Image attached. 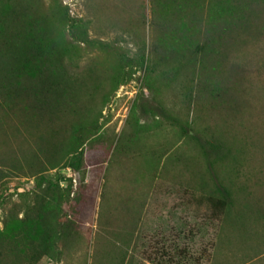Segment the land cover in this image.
<instances>
[{
    "label": "trees",
    "instance_id": "16d2710c",
    "mask_svg": "<svg viewBox=\"0 0 264 264\" xmlns=\"http://www.w3.org/2000/svg\"><path fill=\"white\" fill-rule=\"evenodd\" d=\"M149 1L156 25L167 33L156 38L148 68L163 76L157 81L176 78L187 98L193 95L195 115L201 117L192 121L163 101L159 106L160 116L208 163L209 179L192 175L193 200L209 205L214 218L233 222L234 228L245 226L250 216L264 211V70L258 75L262 86H247L244 103L241 94L221 96L232 84L230 77L247 81L248 72L260 73L264 0ZM68 28L79 42L102 44L89 37L88 23L72 18L60 0H0V147L7 151L0 154V184L6 176L2 164L18 167L11 134L25 129L40 138L39 151L24 154L26 165L20 167L25 176L36 177V189L8 210L0 229V264L62 260L72 244L85 239L84 223L92 221L94 194L85 190L82 170L108 160L106 175L116 157L128 150L129 138L122 135L110 159L89 158L86 147L94 145L99 127L97 119L87 124L78 116L80 87L67 67L76 45ZM157 91L162 93L159 87ZM106 146L110 149L112 143L100 144L107 156ZM62 163L72 175L57 173L50 179L48 171ZM217 163L225 167L224 177ZM5 203L1 191V209ZM121 207L126 226L134 229L132 206L122 202ZM94 243L97 255L98 238Z\"/></svg>",
    "mask_w": 264,
    "mask_h": 264
},
{
    "label": "rangeland",
    "instance_id": "374dc122",
    "mask_svg": "<svg viewBox=\"0 0 264 264\" xmlns=\"http://www.w3.org/2000/svg\"><path fill=\"white\" fill-rule=\"evenodd\" d=\"M60 1L69 8L72 18L88 23L89 37L102 43L91 46L79 42L68 28V38L76 45L67 67L80 87L82 109L78 116L87 124L97 119L99 127L94 145L86 147L89 158L98 162L105 157L110 159L122 135L129 141L128 150L116 157L106 175L108 160L99 166L88 165L80 174L85 176V190L94 194L92 221L83 226L85 239L72 244L62 260L44 257L38 264H264V211L250 216L245 226L238 224L234 228L233 222L214 218L209 205L193 200L196 189L192 188V175L209 179L208 163L176 127L160 116L159 106L163 101L192 121L201 117L195 115L193 95L187 98L176 78L157 81L160 72L153 73L148 68V53L156 38L167 33L156 25L151 2ZM260 66V73L257 69L248 72L247 81L230 77L232 84L221 99L232 92L241 94L244 103L245 90L262 86L258 75H262L264 61ZM249 80L251 85L247 84ZM237 83L241 88L233 86ZM16 136L23 140L21 145H17ZM10 138L18 167L10 163L1 167L6 176L0 192L3 191L6 203L0 208V229L9 208L36 189V177L25 176L20 167L26 165L24 154L31 156L39 151L38 133L20 129ZM102 143H112L110 149L106 146L107 156L101 150ZM5 150L0 147V154ZM216 166L223 170L220 175L224 177L225 167L222 163ZM57 173L69 176L72 170L62 163L48 171L53 180ZM76 183L74 179V187ZM237 184L240 192L238 181ZM64 185L65 181H61ZM93 186L97 189L94 193ZM124 201L135 214L134 229L125 224L121 207Z\"/></svg>",
    "mask_w": 264,
    "mask_h": 264
}]
</instances>
